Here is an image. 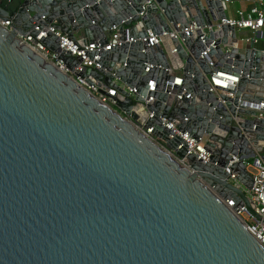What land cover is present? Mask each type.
<instances>
[{"label":"water","instance_id":"1","mask_svg":"<svg viewBox=\"0 0 264 264\" xmlns=\"http://www.w3.org/2000/svg\"><path fill=\"white\" fill-rule=\"evenodd\" d=\"M143 2L0 5V17L10 20L8 27L0 25V264H264V248L225 204L231 198L232 206L243 202L251 210L224 169L249 188L243 159L255 162L259 152L264 160V109L255 115L250 106L264 96V50L242 47L233 27L221 23L207 29L204 43L192 33L172 38L184 61L180 86L169 83L160 44L140 39L105 51L100 68L75 71L110 83L102 68L125 61L114 76L135 86L138 100L154 78L148 108L169 118L184 114L187 120L177 124L182 131L206 135L208 156L201 161L184 143L176 146L181 137L168 136L169 129L154 122L152 132L180 162L15 35L37 33L34 23L50 24L70 37L104 42L112 24L123 39L145 36L146 28L170 31L176 22L210 24L226 10L223 0H152L136 26L130 22ZM40 41L64 66L76 63L50 30ZM210 42L205 57L199 56ZM144 62L153 64L147 72ZM216 68L238 75L233 87L207 90L206 74ZM181 87L190 96L173 99ZM130 102L125 97L117 105L127 113Z\"/></svg>","mask_w":264,"mask_h":264},{"label":"built area","instance_id":"2","mask_svg":"<svg viewBox=\"0 0 264 264\" xmlns=\"http://www.w3.org/2000/svg\"><path fill=\"white\" fill-rule=\"evenodd\" d=\"M151 1L152 0H144L141 5V10L137 12V18L131 20L130 23L139 26L141 23L140 16L143 14L145 5ZM223 1L226 5L225 16L213 20L210 24L204 23L203 25H200L191 20L185 26L180 27L179 23L176 22L175 28L171 26L170 31L161 29L160 32L154 33L146 28L145 36H129L122 39L119 36L118 25L112 24L110 31L106 33L104 42L99 40L84 41L81 36L74 34L73 37H70L65 32L53 28L50 24L40 28L37 23L33 24V28L37 30V33L16 32L15 35L20 43H25L32 50L39 53L45 60L60 68L98 101L112 108L123 118L128 120L137 131L149 137L160 147L172 154L178 161L182 162V159L175 156L173 150L167 148L164 141L152 132L154 122L158 121L162 126L169 129V132L167 133L168 136L177 134L181 137L182 141L176 145L177 147L184 143L187 152H192L201 161H205L208 156V152L204 148L206 135L201 134L198 138H195L186 130L182 131L177 125L178 123H184L187 120L186 115L183 114L181 119L169 118L166 113H162V109L155 112L153 109L148 108L147 104L154 99L153 93L156 83L154 78L150 77L147 79L145 93L141 95V100H138L134 98L135 94L138 93L136 87L129 86L114 76V70L117 67L124 66L125 61L114 62L110 69L102 68V76L105 75L104 73L111 75L110 83L103 79L94 78L90 74L79 75L75 71L80 70L83 66L100 68L101 65L99 60L105 51H110L113 46L120 44L122 41L140 39L146 41V44L150 46H154L156 43L160 44L166 56L168 72L172 77L169 83L180 86L182 83L184 61L178 56L176 46L172 41V38L174 37L178 38L179 41L181 40V38L178 37L179 32H183L185 35H190L191 33L193 35L197 34L200 41L204 43V35L208 28L217 29L221 23H225L233 27L235 36L236 32L240 34L239 36H236V38L239 42L245 43V45L254 46L258 40L264 38V0H241L245 4L234 8L232 7L234 0ZM229 12H232V14H229ZM9 24L10 20L8 18L3 19L0 17V25L8 27ZM123 26L125 25L123 24ZM46 29L50 30L58 37L60 48L68 51L70 55L77 57V61L71 69L64 66L61 59L57 57L56 52L50 50L40 41V38L45 36ZM243 30L245 32H242ZM211 44L212 42L208 45H204L199 56L205 57L208 47ZM260 49L264 50V48ZM140 50L144 51V48L142 47ZM151 66H153V64L144 62L142 72H147ZM262 71H264V66L262 67ZM206 80L208 83L207 90L217 93L223 90L215 87L216 85L223 88L233 87L238 80V75L230 71L216 68L213 69L211 73L206 74ZM167 93H171V90L168 89ZM172 93L173 99L175 100H181L183 96H190V93H185L183 87H181L179 91H174ZM228 94L232 95L231 93ZM125 97L131 99L129 111L127 113L117 105V102L125 99ZM250 106L256 109L254 113L255 115H263L261 110L264 109V96H261L258 103L250 102ZM149 120L150 122L146 124ZM255 156V162H252L251 158L243 159L244 167L251 174L252 178L249 188H244L242 184L235 179L234 172L230 171L228 167L224 168L228 172L227 180L244 191L251 210L243 202L239 205L232 206L234 202L231 198L226 200L225 204L229 206L232 213L237 216L248 232H250L264 248V160L260 157L259 152H255Z\"/></svg>","mask_w":264,"mask_h":264},{"label":"crops","instance_id":"3","mask_svg":"<svg viewBox=\"0 0 264 264\" xmlns=\"http://www.w3.org/2000/svg\"><path fill=\"white\" fill-rule=\"evenodd\" d=\"M4 2V0H0V5H2V3ZM243 4H245V3H243L241 0H234V2H233V4H232V7L234 8V7H239V6H242ZM229 14H232V12H229ZM242 32H245L244 30L242 31ZM260 41H261V45H260V47H256L255 45V47L256 48H264V45H263V43H264V38H261L260 39Z\"/></svg>","mask_w":264,"mask_h":264},{"label":"trees","instance_id":"4","mask_svg":"<svg viewBox=\"0 0 264 264\" xmlns=\"http://www.w3.org/2000/svg\"><path fill=\"white\" fill-rule=\"evenodd\" d=\"M254 45H255L256 47H260V45H261V41L258 40Z\"/></svg>","mask_w":264,"mask_h":264},{"label":"rangeland","instance_id":"5","mask_svg":"<svg viewBox=\"0 0 264 264\" xmlns=\"http://www.w3.org/2000/svg\"><path fill=\"white\" fill-rule=\"evenodd\" d=\"M229 8V7H228ZM240 34L238 33V32H236V36H239ZM240 44H241V46L243 47L244 45H245V43H241L240 42ZM263 45H264V43H263Z\"/></svg>","mask_w":264,"mask_h":264}]
</instances>
